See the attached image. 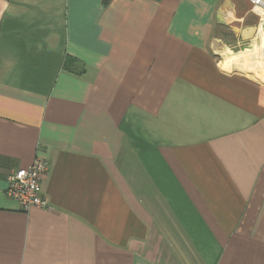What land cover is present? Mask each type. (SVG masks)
<instances>
[{"label":"crops","instance_id":"0c3cea01","mask_svg":"<svg viewBox=\"0 0 264 264\" xmlns=\"http://www.w3.org/2000/svg\"><path fill=\"white\" fill-rule=\"evenodd\" d=\"M262 30L250 0H0V264H264Z\"/></svg>","mask_w":264,"mask_h":264},{"label":"built area","instance_id":"2783aa9c","mask_svg":"<svg viewBox=\"0 0 264 264\" xmlns=\"http://www.w3.org/2000/svg\"><path fill=\"white\" fill-rule=\"evenodd\" d=\"M250 2L252 10L259 17L260 27L264 29V0H250ZM48 171V161L41 158L35 159L26 169L14 171L9 177L7 196L24 212L33 208L49 210V202L42 193V181Z\"/></svg>","mask_w":264,"mask_h":264},{"label":"bare ground","instance_id":"6f19581e","mask_svg":"<svg viewBox=\"0 0 264 264\" xmlns=\"http://www.w3.org/2000/svg\"><path fill=\"white\" fill-rule=\"evenodd\" d=\"M260 38H261V40H260V42H261V45L260 46H262L263 48H264V31L262 30L261 32H260ZM259 49V48H258ZM256 51V50H255ZM248 54V53H247ZM250 54H251V52H250ZM256 56V55H255ZM243 66V65H242ZM252 69V68H251Z\"/></svg>","mask_w":264,"mask_h":264},{"label":"water","instance_id":"95a60500","mask_svg":"<svg viewBox=\"0 0 264 264\" xmlns=\"http://www.w3.org/2000/svg\"><path fill=\"white\" fill-rule=\"evenodd\" d=\"M263 63H264V61H263Z\"/></svg>","mask_w":264,"mask_h":264}]
</instances>
